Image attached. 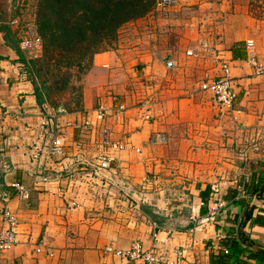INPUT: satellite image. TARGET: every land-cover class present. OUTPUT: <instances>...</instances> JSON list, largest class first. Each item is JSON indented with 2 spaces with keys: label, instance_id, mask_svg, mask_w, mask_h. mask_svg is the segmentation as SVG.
I'll use <instances>...</instances> for the list:
<instances>
[{
  "label": "crops",
  "instance_id": "crops-1",
  "mask_svg": "<svg viewBox=\"0 0 264 264\" xmlns=\"http://www.w3.org/2000/svg\"><path fill=\"white\" fill-rule=\"evenodd\" d=\"M16 1L0 0V230L7 227L4 209L18 221L17 243L0 264H148L105 251L135 241L156 248L160 264H264V215L247 223V242L237 234L253 196L264 199V74H257L246 47L252 39L264 66V26L248 6L214 7L206 12L209 27L197 21L204 12L186 8L216 0H178L149 15L146 40L96 53L80 105L63 109L37 99L7 15ZM165 58L175 65L167 67ZM223 62L236 94L228 114L218 112L199 83L217 76ZM50 115L62 131L57 155L42 138ZM104 130L125 147L108 150L115 160L90 178L89 166L105 151ZM36 143L43 150L33 160ZM13 182L30 197H21ZM219 201L225 205L215 221L202 222Z\"/></svg>",
  "mask_w": 264,
  "mask_h": 264
},
{
  "label": "rangeland",
  "instance_id": "rangeland-1",
  "mask_svg": "<svg viewBox=\"0 0 264 264\" xmlns=\"http://www.w3.org/2000/svg\"><path fill=\"white\" fill-rule=\"evenodd\" d=\"M97 1L80 0L72 5L69 11L76 14L75 17L98 15L100 4L98 5ZM112 1H121L124 8L134 13L130 20L118 28L113 42L109 46H105L106 50L113 49L120 43L145 41L150 29V24L147 21L148 16L155 12L164 13L170 9L157 10L156 0ZM216 1L218 2L216 6L210 1L204 3L196 1L186 10L204 12L203 18L197 19L200 26H213V20L206 17V12L213 13L214 7H216V12H222L225 9L242 11L244 7L248 6L257 17L256 20L261 26H264V0H226L223 10L220 7L222 0ZM113 2L112 7H114ZM135 3L146 6V10L138 6L131 8V5ZM3 9H5V5H3ZM3 9L1 8V10ZM7 12L11 19L15 17L18 20V32L16 31V33H19L20 42L22 40L29 42L25 45L20 44L19 49L23 56L24 68L35 87L52 105L63 109H75L81 103L82 80L92 63L93 52L102 47L101 43L95 42L89 37L97 31L98 27L91 29L90 32L83 26V23H77L76 18L68 20L67 23L55 20L52 17V10L46 5V0H17L12 2ZM7 20L9 19L7 18ZM216 22L222 24L223 18L217 19ZM201 37L203 39L211 38L214 41L220 35L205 34ZM261 37L264 38V34ZM155 40H159V37H156Z\"/></svg>",
  "mask_w": 264,
  "mask_h": 264
},
{
  "label": "built area",
  "instance_id": "built-area-1",
  "mask_svg": "<svg viewBox=\"0 0 264 264\" xmlns=\"http://www.w3.org/2000/svg\"><path fill=\"white\" fill-rule=\"evenodd\" d=\"M178 3V0H156V9L165 10L175 6ZM9 24L17 28L18 20L12 18L9 20ZM27 40H22L21 45L28 44ZM246 47L249 52V62L255 67L257 74H264V66L258 63L257 56L255 53L254 41L252 39L246 41ZM189 53V52H188ZM166 59L167 67L171 68L175 65V62L170 58ZM200 89L204 92H207L211 95V98L214 104L217 107V110L220 114L232 113L234 110L235 103V91L233 85V78L231 76L230 66L227 62H223L221 65L220 73L217 76L210 77L205 76L200 82ZM120 109H124L123 105H120ZM6 111L2 110L1 114H5ZM106 112L104 108L100 107L96 109V119L101 121L105 118ZM149 118V116H147ZM43 133L42 138L47 144L48 153L51 155H57L62 152L63 143H62V131L61 128L57 125L55 117L52 115L47 116L42 123ZM103 146L105 151L100 156L98 162L93 163L89 166L87 173L90 178L98 177L102 170L107 169L111 166V162L115 160V157L108 152V150H122L125 147L123 142H115L109 138L107 130H104L103 136ZM32 158L33 160H38L42 153V146L39 144H34L32 146ZM83 170H85L83 168ZM39 173L44 176L43 170L39 169ZM70 173V172H69ZM69 177L70 174H68ZM49 175L44 176V180L48 179ZM13 187L18 191V194L28 199L30 197L29 189L23 187L18 182H13ZM68 206L71 207L75 203L71 200L68 201ZM257 204L260 211H264V199L260 195L255 194L250 201L249 205L252 206ZM224 203L221 201L217 202L214 207L211 208L209 214L204 217L201 221H215L216 213L224 208ZM3 220L7 223V227L0 230V263L3 261L4 256L9 252L14 245L17 243V218L16 216L8 209H4ZM155 229L157 226L154 224ZM152 236L157 240V230H154ZM38 250H40L38 248ZM225 252H228L226 248H223ZM107 253H112L117 256H120L125 259H142L148 264H160L162 261L161 254L156 251V248L144 249L139 241L132 243L129 249H117L113 246H107L105 248ZM178 254H181V251L178 250Z\"/></svg>",
  "mask_w": 264,
  "mask_h": 264
},
{
  "label": "trees",
  "instance_id": "trees-1",
  "mask_svg": "<svg viewBox=\"0 0 264 264\" xmlns=\"http://www.w3.org/2000/svg\"><path fill=\"white\" fill-rule=\"evenodd\" d=\"M79 1L80 0H46V5L50 8V10H52V17H54V19L57 21L61 20L64 23H67L68 20L71 21V19L76 18L77 23H83V26L85 28H88V31L90 30V32L91 29L93 30V28L98 27L97 31L93 32V34L89 36L91 40L101 43L102 45V47H99L94 50L93 54L95 55L98 52L106 50V45L109 46L113 42L112 40L115 39L114 37L118 28L124 22L130 20L131 17H133L134 12H131V10L124 8L121 5V1L113 2L112 0H98L97 3L98 5L100 4V11L98 15H79L78 17H75L76 14L70 13L69 8H71L72 5H75ZM112 2L114 7H112L111 5ZM137 6L140 8L142 7L144 10H146V6H142L141 3H135L131 5V8H136ZM85 37L88 38V36ZM20 58L21 61H23L22 54ZM35 90L39 103H42V94L37 88H35ZM258 215H264V211H260L259 206L257 204L248 206V208L243 214L241 221L238 224V237L242 236L245 242H247L246 236L248 234L245 230V227L254 216ZM252 243L254 242L252 241Z\"/></svg>",
  "mask_w": 264,
  "mask_h": 264
}]
</instances>
